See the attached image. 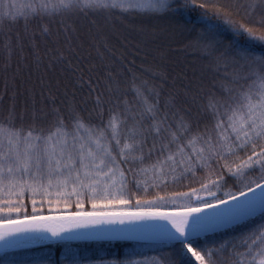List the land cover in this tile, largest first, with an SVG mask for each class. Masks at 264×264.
Masks as SVG:
<instances>
[{
    "label": "snow or ice",
    "instance_id": "obj_1",
    "mask_svg": "<svg viewBox=\"0 0 264 264\" xmlns=\"http://www.w3.org/2000/svg\"><path fill=\"white\" fill-rule=\"evenodd\" d=\"M205 7L0 0V192L8 197L0 200V247L147 240L159 247L149 264H252L253 248L264 264V0L228 6L243 10L248 25L217 9L247 47L224 43L206 10L199 27L179 25L185 47L205 61L199 77L137 65L140 45L131 53L115 23ZM198 172L199 188L169 190ZM226 187L235 191L219 195ZM88 264L145 262L114 255Z\"/></svg>",
    "mask_w": 264,
    "mask_h": 264
},
{
    "label": "trees",
    "instance_id": "obj_2",
    "mask_svg": "<svg viewBox=\"0 0 264 264\" xmlns=\"http://www.w3.org/2000/svg\"><path fill=\"white\" fill-rule=\"evenodd\" d=\"M9 3L13 0H8ZM17 5L26 4L30 0H14ZM199 2V0H198ZM244 0H204L205 9H197L196 11H189L185 9H180L175 13H169L167 15L159 17H130L124 20L123 23L116 21V26L119 34L122 37H127L131 43L128 44V48L131 53H135L136 45L139 44L141 48L140 55L135 57L136 64L141 65L142 62L158 65L165 69L170 76L177 75L180 73L186 72L189 77H199L201 73H206L207 69L205 68V61L200 57V54L193 49L186 48L187 43L185 34L179 25H197L200 26L202 14L207 11V17L210 18V22L213 24L220 25L221 27V39L224 43L234 42L239 46L247 47L249 41L246 36H237L235 32L224 23L222 18L223 12L230 11L232 13V20L237 24H250L251 21L245 17L243 10L237 12L234 8H229V5L234 3H243ZM179 3H184V0H179ZM217 9H221V18H217L216 12ZM102 22V21H101ZM144 26L147 30L146 34H139L135 31L138 26ZM160 25L169 26L167 30H170V27L174 28L179 32L178 38L175 35L161 37L165 31H155L151 32V28L157 29ZM140 39L142 37V42H134L132 39ZM152 37V38H151ZM157 46L159 47L157 49ZM168 47L167 50L165 48ZM163 49L165 50L163 52ZM156 51H160L159 54ZM256 51H260V46H256ZM147 52V60L145 61L144 53ZM3 52L0 50V60H2ZM129 59H132V55H129ZM179 82V81H178ZM3 77L0 76V95H3ZM87 94V90L77 93V100H81L84 95ZM26 100V97L18 98V108L22 106L23 102ZM30 102V101H29ZM37 106L41 103V98L39 90L36 94ZM59 103V100L57 101ZM203 173L198 172L196 176H191L182 182L176 184H169V190L175 191H187L188 185L191 184L192 187L199 188V181L202 178ZM224 191H235L234 188L226 187L222 190L219 195H223ZM202 196H206L205 193H201ZM6 192H0V200L7 199ZM15 199V197H12ZM55 199V197H52ZM38 203L37 208H40L39 204L40 197H36ZM181 202L178 201L177 205ZM25 207L29 213L32 211V204L30 199H25ZM48 205L43 206L44 214H48ZM63 209V203L59 206ZM172 205H169L171 208ZM243 231V229L228 230L224 233H217L213 239L223 240L228 238L236 233ZM245 251L244 248L240 249ZM255 259L253 260L252 256H247L246 259L252 261V264H259L262 256L258 252L257 248L252 250ZM114 255L119 256L121 259L124 258H134V257H144L149 256L152 258H157L159 256V247L158 245L152 242L146 241H113V242H97V241H83L76 240L68 242L67 245L62 243L57 244H34L29 247H22L17 249L5 250L0 249V261H7L8 264H66V258L68 259H77L81 261V264H88V261L104 258L111 259Z\"/></svg>",
    "mask_w": 264,
    "mask_h": 264
},
{
    "label": "rangeland",
    "instance_id": "obj_3",
    "mask_svg": "<svg viewBox=\"0 0 264 264\" xmlns=\"http://www.w3.org/2000/svg\"><path fill=\"white\" fill-rule=\"evenodd\" d=\"M168 27L169 26H167V25H160L159 27H158V30L157 29H153V28H151L152 30H151V32L153 33V32H155V31H158V32H161L162 30L163 31H165V33H163L162 35H161V37L163 38V37H165V36H167V35H169V36H171L172 37V35H175V36H177L178 38H180L179 36H178V34H179V32L177 31V30H174V28H172V27H170V30H167L168 29ZM162 33V32H161ZM183 34H184V32H183ZM152 38V37H151ZM132 39H134L133 41H132V43L134 44V42H138V40H139V42H142L143 41V39H142V37H140V39H135V37H133ZM159 47L157 46V49H158ZM168 49V47H166L165 48V50H167ZM164 49H163V52L165 51ZM158 54H159V52L160 51H156ZM238 233H236V234H234V235H237ZM233 236V235H232ZM225 239H227V238H225ZM3 248V247H2ZM132 259H135V260H139V261H143V262H145V264H149V262L153 259L152 257H149V256H144V257H134V258H132ZM87 264V263H86Z\"/></svg>",
    "mask_w": 264,
    "mask_h": 264
},
{
    "label": "water",
    "instance_id": "obj_4",
    "mask_svg": "<svg viewBox=\"0 0 264 264\" xmlns=\"http://www.w3.org/2000/svg\"><path fill=\"white\" fill-rule=\"evenodd\" d=\"M129 241H134V240H129ZM144 241H146V242H151V241H147V240H144ZM0 249H1V247H0Z\"/></svg>",
    "mask_w": 264,
    "mask_h": 264
},
{
    "label": "bare ground",
    "instance_id": "obj_5",
    "mask_svg": "<svg viewBox=\"0 0 264 264\" xmlns=\"http://www.w3.org/2000/svg\"><path fill=\"white\" fill-rule=\"evenodd\" d=\"M2 248V247H1Z\"/></svg>",
    "mask_w": 264,
    "mask_h": 264
}]
</instances>
